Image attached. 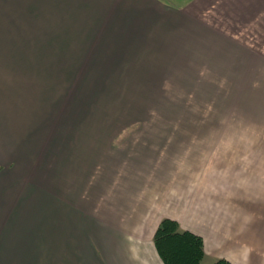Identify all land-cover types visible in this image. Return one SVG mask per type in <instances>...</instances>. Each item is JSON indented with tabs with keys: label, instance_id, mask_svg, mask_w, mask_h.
<instances>
[{
	"label": "crops",
	"instance_id": "obj_1",
	"mask_svg": "<svg viewBox=\"0 0 264 264\" xmlns=\"http://www.w3.org/2000/svg\"><path fill=\"white\" fill-rule=\"evenodd\" d=\"M3 1L54 9L52 22L61 24L65 40L53 50L57 66L49 69L54 72H65L67 65L69 73L71 58L72 65L77 63L72 54L87 52L84 34L97 39L104 23L101 40L104 38V46L111 48L107 53L110 57L113 49L116 55L129 53V45L136 39L139 49L132 48L141 53L142 45L149 46L148 40L159 36L158 45L174 50L186 66L166 72L155 87L154 80L143 92L156 88L172 108L168 126L162 128L168 127V132L163 135L178 136L179 142L189 134H204L206 138L197 149L184 151L181 158L182 150L171 154L172 149L167 148L152 155L148 148L157 149L152 143L135 144L106 185L97 183L93 175L95 184L101 183L98 188H104L102 196H97L91 193L93 189H87V158L79 147L85 146L84 137L71 133L66 111L55 110V103L65 105L64 95L59 98L51 92L49 99L29 109L5 87L10 79L0 77V264H164L154 235L165 218L203 238L202 261L212 264L225 258L232 264H264V87L255 86L253 121L242 113L238 127H230L226 121L225 126L185 128L173 120L178 117L174 116L177 106L184 109L185 103L177 91L181 79L174 75H179L178 71L184 76L195 70L225 71L230 76L231 71L240 70L244 76L249 72L252 54L243 51L238 41L264 23V0H0L1 6L6 5ZM78 6L81 10L71 13ZM108 8L110 18L106 20ZM5 21L3 16L0 22ZM140 24L147 26L143 41ZM184 24L189 26L183 32ZM222 24L227 28L226 38ZM256 37L254 34L251 39ZM71 39H79L72 51ZM97 47L98 56L104 55L106 48L101 43ZM7 50L0 58L9 56L5 55ZM110 57L104 55L100 60L104 64L95 76L100 81L107 75H119L113 71L119 68L111 67L114 57ZM197 58L208 67L193 66ZM83 62L80 68L85 70ZM235 62L247 68H229ZM127 69L133 71L132 67ZM69 74L66 82L70 88L74 82L70 83ZM226 112L217 110L211 117L224 123ZM180 113L185 115L178 119L188 117L189 111ZM71 135H78L79 143L72 149Z\"/></svg>",
	"mask_w": 264,
	"mask_h": 264
},
{
	"label": "rangeland",
	"instance_id": "obj_2",
	"mask_svg": "<svg viewBox=\"0 0 264 264\" xmlns=\"http://www.w3.org/2000/svg\"><path fill=\"white\" fill-rule=\"evenodd\" d=\"M35 1L59 3L65 0H21L22 3H33ZM3 3L5 2L3 1ZM8 4L9 1L5 6L0 5V19L3 16L6 19L5 22H0V53L3 54L8 48L5 55L9 54L8 57L2 56L0 58V77L5 76V79H10V84H6L5 87L10 88L16 96L25 101L24 103L27 104L26 106L29 109L35 107L38 101L49 99L51 92L59 98L61 94L64 95L65 105L62 103V106H60V103H55V110L66 111L69 115L68 121L71 133L79 132L80 137L82 139L84 137L85 146L78 143V135L75 138H72L71 135L70 147L71 149L76 148L79 144L82 152L86 154V167L88 168L86 170V184L87 189H93L92 194L102 196L104 188L102 186L98 188V185L108 183L110 175L117 172L118 164L126 157L127 153L130 155L133 146L137 143L150 142L155 145L154 148H157L155 151L147 147L151 154L154 152L152 155H156L160 150V152L166 151L167 148L172 149L171 154H174L175 150H182L178 158L183 156L184 151L195 150L203 144L206 138L204 134H189L187 139L182 142L176 140L178 136H175L174 139L169 134L163 135V132H168V127L166 130L162 128L164 124L168 126L167 118L170 114H173L171 113L172 108L168 102H164V96L159 95L156 88L143 92L145 86L153 84L152 81L154 80L153 87H155L158 82L157 79L163 78L166 72L173 69H182L186 66H182L186 63L182 56L177 55L174 50L169 52L170 49L167 46L161 48L158 45L159 36L148 40L149 46L142 45L141 53L135 52L137 48L139 49L137 47L138 39L131 41V45H129L131 48L129 47V53L127 54L123 52L122 55L120 53L116 55L117 50L113 49L114 56H116H111L114 57L111 67L112 69L119 68V70H113L118 72L119 75H107L106 79L103 78L100 81L95 77L99 73L97 69L101 68V64H104L100 60L104 58V55L108 59L110 55L107 53L111 49L104 46L106 45L104 38L101 40L105 29L104 23L97 39H93V34L90 33H85L84 39L81 38L86 45V54L70 53L73 57H76L77 61L74 66L71 58L70 74L67 65H65L66 67L58 66L57 68L64 67L66 70L65 72L56 71L57 74L54 69H49L57 66L54 63H57L58 56L57 54L55 56L53 50L58 46H63L65 40L61 24L57 25L52 22L55 17L54 9L45 5L25 7ZM81 8L78 6L72 9L71 13L81 10ZM59 9L61 10V8ZM107 10L106 20H109L110 8ZM72 19L75 20L74 17ZM257 25L259 26L253 32L257 36L256 38L251 39L254 34L249 32V37L240 36V41H238L239 45L244 46L243 51L252 54L251 61L248 63L250 69L245 76L243 75L245 72L240 70L231 71L232 76L227 75L225 71L205 72L196 70L188 72L189 75L187 76H184L181 71H178L180 76L173 74L181 79L179 81L181 86L177 91L181 92V98L185 101L183 104L184 109L177 106L174 116L179 117L185 115L180 112L186 111L187 113L189 111L186 114L188 117H180V119L176 117L173 120L181 122L180 125L183 124L185 128L225 126L226 121L230 127H238L240 124L239 115L245 113L250 117V121H253L255 86L257 84L264 87V23ZM188 26V24H184L183 32ZM221 28H223L222 36L226 38L227 36L223 35L227 30L225 24H222ZM146 29V25L140 24L138 27L141 35L139 37H142V41ZM155 34L157 35V33ZM94 37H96V33ZM122 40L125 44H130L125 39ZM78 41L79 39L70 40L71 51L74 49L73 45ZM221 41L223 43L227 42L223 38ZM100 43L106 48V51L103 52L104 55L98 56L99 47L97 45L100 46ZM238 43H236L237 46H239ZM143 44H147V40ZM181 44L179 45L180 48H182ZM132 45L137 48H132ZM249 54L247 55L249 56ZM96 57L97 63L95 64ZM63 59L65 60V55ZM83 61L85 62V70L83 67L80 68ZM105 61L108 63L107 60ZM163 61L164 65L161 64ZM187 62L190 64L189 61ZM206 64L202 58L199 62L197 58L193 66L204 68L207 66ZM218 65L220 66L221 63ZM244 66L247 68L244 63L238 64L235 62V65L233 66L231 63L229 68H243ZM129 67H132V72L127 69ZM223 67L225 66L223 65ZM187 68L191 67L187 66ZM52 74L53 76H51ZM67 74L70 75V83L74 82L73 87L70 86L69 88L67 85ZM112 74L114 73L112 72ZM193 74L201 78L197 77L187 82L186 79L193 77ZM63 76L64 81L62 80ZM174 76L171 77L172 80L175 78ZM114 77H116V80ZM195 83H198L199 86H195ZM234 83H238V85H234ZM206 88H209V90L207 91ZM217 110L228 111L224 123H222L221 118L211 117L215 115L213 112ZM52 111L54 110L52 109ZM169 111L170 113H168ZM159 115L162 117L159 118ZM194 115L197 117H194ZM228 116L229 118H227ZM180 125L177 124V126ZM192 132L194 131L192 130ZM175 142L183 143V146L181 144H175L174 146ZM195 143L197 145H194ZM93 175L96 176L97 183L99 181L101 183L96 185ZM210 263L202 261L201 264Z\"/></svg>",
	"mask_w": 264,
	"mask_h": 264
},
{
	"label": "trees",
	"instance_id": "obj_3",
	"mask_svg": "<svg viewBox=\"0 0 264 264\" xmlns=\"http://www.w3.org/2000/svg\"><path fill=\"white\" fill-rule=\"evenodd\" d=\"M157 252L164 264H201L205 257L203 238L181 227L179 222L165 218L154 235ZM212 264H232L225 258Z\"/></svg>",
	"mask_w": 264,
	"mask_h": 264
}]
</instances>
